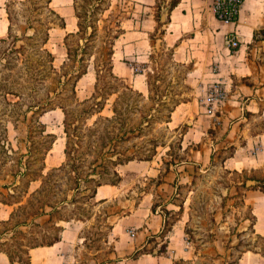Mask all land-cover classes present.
Masks as SVG:
<instances>
[{"label":"rangeland","instance_id":"1","mask_svg":"<svg viewBox=\"0 0 264 264\" xmlns=\"http://www.w3.org/2000/svg\"><path fill=\"white\" fill-rule=\"evenodd\" d=\"M146 1L150 0H110L109 7L104 12L96 10L93 13L97 30L94 36L81 39L82 33H79L70 38L74 47L88 42L85 57H88L90 52L100 55L101 48L106 51L110 48V34L115 32L117 20L122 16L125 32L114 43L113 69L125 80L112 78L107 71L105 72V76L99 80L98 92L100 93L102 88L118 91L107 95L103 110L93 114L89 111L95 107L91 106L88 111L81 110L83 104L76 103L70 89L71 84L60 89L61 92L55 97L54 102L59 103L61 100L70 103V116L73 120L71 127L74 128V140L78 144V150L75 151L74 161L66 160L64 112L61 107L47 111L42 120L47 123V130L56 133L57 138L46 154L44 184L42 178L34 179L28 191L25 182L28 178L37 176L40 171L39 166L42 164L40 157L44 152L46 137L38 131L33 132L32 137L29 136L28 123L31 122V112L26 118L24 110L30 103L32 88L45 96L47 88L52 87L46 84H53L56 72L41 75L46 77L45 80L34 81L23 74L24 69L22 72L18 70L22 61L19 60L18 63L17 60L16 68L14 65L16 60L12 59L10 63L5 64L6 60L3 59L4 64H0L3 73L0 72L3 83L0 86V221L3 219L8 221L5 224L0 222V231L6 226L9 227L8 234H13L14 229L11 227L18 220L30 219L31 215L28 212L37 208L40 199L45 196L52 201L64 198L65 201L59 205L61 209L55 215L84 221L77 241L69 245V248L60 247L68 253L64 264H117V259L113 257L111 235L114 223L123 213L134 211V207L140 205L139 203H142V207H147L152 201L154 208L163 210L165 219L163 232L160 231L159 238H149L147 249L157 251L160 246L163 248L167 243L165 235L169 233L168 229L176 223L177 231L181 234V242L187 246V251L181 249L174 257L176 264H237L238 257L244 249H264V237L256 235L251 225L244 230L241 229L246 218H249L248 221L254 220L252 208L245 200L247 187L256 182L249 177H264V165L261 164L251 170H231L224 166L223 161L232 153L235 144L231 142L232 139L221 137L225 125L218 126L220 120L218 116L224 113L222 102L217 98L220 96L218 90H222L218 86L229 84L226 75L229 70L239 66L237 62L242 57L264 61V42L259 41L264 38V0H244L236 19L226 22L218 21L214 17L213 0H184L183 2L187 4L179 5L173 13L176 19L175 14L180 11L181 6H187L186 15L181 20L178 19L183 22L182 27L178 24L170 25V28L177 29V34L180 28L185 29L179 40L180 46L176 55L171 52L174 46H164L157 37L154 41L145 34L146 29H142L149 27L147 14L154 12V15L157 14L163 22L171 0H157L156 7L153 8L145 7ZM0 3L2 8L0 37L8 35V28L3 30L5 23L7 27L11 23L13 35L24 32L33 34L37 31L38 39L33 40L27 48V53L33 58L38 57L40 40L48 23L51 20L58 22L49 29L50 38L46 46L54 53L53 65L60 70L67 56L64 36L69 31L77 30L74 0L50 2L51 6H55L65 18V27L59 25L61 20L50 13L46 5L47 0H0ZM7 3L11 20L8 18ZM191 4L192 8L203 6V10H191ZM206 9L211 13H206ZM252 28H255V38L258 40L249 44L246 31L251 32ZM90 31L92 27L88 28L86 34ZM226 33L227 37L223 35ZM233 35L239 42L235 47L231 46L228 49V37ZM173 38L174 36L169 34L168 41ZM8 43L9 40L0 41V52L8 47ZM223 49L226 50V55ZM134 50H142L141 53L153 50V60H147L149 64L147 70L151 72V92L147 75L145 73L136 75L133 71L135 68L143 67V57L133 59ZM220 53L226 56L225 59L220 57ZM215 56L220 59H215ZM43 67L44 65H39V68L43 69L42 74L46 72ZM213 70H220L222 77H226L228 82L220 81V76L211 74ZM213 78L215 80H212ZM96 80L95 69L90 64L88 72L77 82L76 97L80 100L90 97L96 90ZM10 81L14 84L9 85ZM125 81L133 89L142 91L144 95L140 96L126 89ZM12 89H16L19 95L13 93ZM124 91L126 94L119 97V103L122 107L127 104L133 106L130 122L137 124L142 114L147 115L151 111L155 117L144 122L142 131L126 141L119 142L118 149H128L141 157L151 158L134 159L130 165L117 166L125 177L124 188L113 199L102 202L89 195L90 188L95 185L97 179L116 178L113 168L104 159L106 155H103L116 141L108 143L113 134V125L101 116H112L114 101ZM182 97L183 99L174 105L176 100ZM103 99L102 96L98 97V100ZM88 104L87 102L85 106ZM169 106L174 109L170 120H167L170 114ZM209 108L212 112L206 110ZM209 113H212L216 121L212 124L215 127L207 130L204 135L201 128L197 133L191 131L184 139L186 129H189L199 115ZM194 136L200 138V141L192 147L184 148L183 145ZM156 141L162 144L154 151ZM213 141L220 143L217 150H213L211 160L197 163L192 156L193 149L199 147L206 149ZM34 142L37 144V148L33 149L37 160L31 163V172L23 176L24 160ZM64 161L66 165L61 167ZM75 165L77 167H74ZM106 165L109 167L108 171ZM56 166L57 168L48 174L49 170ZM95 166V171H92ZM90 171L93 175L85 179L86 173ZM78 172L84 179L76 178ZM243 181H246V184H243ZM40 188L42 189L39 191ZM16 200L20 201L8 203ZM47 209H51V206H47ZM48 218L49 215L39 217L37 219L39 225L32 222L23 225L22 228L27 230L26 234L17 233L12 243H18L24 248V244L29 240L43 243L50 241L57 229L51 222H45ZM45 223L48 225H44ZM74 225L76 222L67 223L68 228Z\"/></svg>","mask_w":264,"mask_h":264},{"label":"trees","instance_id":"2","mask_svg":"<svg viewBox=\"0 0 264 264\" xmlns=\"http://www.w3.org/2000/svg\"><path fill=\"white\" fill-rule=\"evenodd\" d=\"M110 0H74V9H75V15L77 17V30L75 31H69L65 34L64 36V42L67 48V56L65 61L63 62L61 69L58 70L55 68L53 65V60L55 58L54 53L52 50H50L47 46L46 43L48 42L50 38V32L49 29L54 26V24L58 23L53 20H51L44 32V35L42 36V39L40 40L39 44V52L37 58H33L30 53H27V48L28 46L33 43V40H37V31H35L33 34H28L27 32H24L20 35L15 34L13 35L11 33L12 26L11 23L9 24L8 27V35L7 37H0V41H8V47L2 49L0 52V64L3 63V59L6 60L5 64L8 62L10 63L12 59L16 60L14 65L17 68V60L19 63V60L22 61L23 63L19 65L18 70L22 72V69L25 70V75H27L29 78H32L34 81H40V80H45L46 77L41 76V75H46V74H51L52 71L56 72V75L53 76L52 83L53 84H46L47 86H52L51 88H47L46 95L40 94L36 89L32 88V91L30 92L31 99L30 103H28L27 107L24 110V114L27 118V115L29 112H31V122L28 123L29 127V136L32 137L33 132L38 131L39 134H42L43 136L46 137L45 139V146H44V152L41 155V161L42 164L39 166L40 171L37 174V176L28 178L26 180V187L27 191L30 186V183L34 179L42 178L43 179V184L46 180V174L43 173V170L45 168V158L47 152L53 147V143L55 142L57 135L54 132L48 131L47 130V123L42 120V116L49 110L55 109L57 107H61L63 112H64V119H63V125H64V131H65V146H64V153L66 156V160L74 159L75 157V151L78 150V144H76V141L74 140V128L71 127L72 119L70 116V109L69 105L70 103L61 101L59 103L54 102L55 97L59 95L61 92L60 89H63L67 87V85L71 84V91L76 99L77 104H83L82 106V111H88L90 110L91 106L95 107L92 108V111H89L90 114H93L95 112H100L103 110L105 106V99H107V95L115 93L118 91V89H109L108 88H102V91L99 93L98 92V83L99 80L105 76V72L107 71L109 75H111L112 78H122L118 76L114 72V43L115 40L125 31L123 24H122V16H120L117 20L115 32L110 34L111 36V41H110V48L106 51L104 48H101V53L100 55L95 54L93 52L89 53L88 57H85V54L88 52V42H85L83 45L78 44L76 47L73 46V42L70 41L71 37H74L80 34V38H88L89 36L92 37L96 33V26L94 24V18H93V13L96 10H100L104 12L108 7H109V2ZM51 0H47V7L50 11L51 14L54 16L58 17L61 22H59V25L64 26L65 25V18L53 7L51 6ZM180 2V0H171L169 3V10L167 13V16L163 20V22L160 21V17L155 14V19L157 21V26L154 31L149 33V36L151 39L154 41L155 38H159L164 46H168L166 40L164 39V33L166 32V27L164 26L168 21H170V13L171 10ZM7 12H8V18L11 20V13L9 9V3H7ZM238 14L235 15L233 19H236ZM99 20V18H97ZM92 27V31H90L89 34H86L88 32V28ZM9 36V38H8ZM23 40L22 42H20ZM88 41V40H87ZM36 43V42H34ZM172 54L174 53V48H171ZM153 50L150 51L149 53V61L153 60ZM11 56V57H10ZM31 57V58H30ZM93 57V58H92ZM93 59V60H92ZM49 64V66L47 65ZM90 64L93 65L95 72H96V90L92 93L90 97H87L83 100L78 99L76 97V85L79 79L88 72ZM39 65H44L46 72L42 74L43 69L39 68ZM143 67L141 69L135 68L136 72H142L145 73L148 77V86L149 92L152 91L151 88V72L147 70L148 67V61L143 62ZM43 67V68H44ZM49 67V68H48ZM135 67V66H134ZM0 72L2 73V70L0 69ZM3 74V73H2ZM2 74H0V86H2ZM125 80V79H124ZM126 82V81H125ZM14 84L13 81H10L9 85ZM188 86V85H187ZM126 89L129 91L135 92L139 94L140 96H143V92L140 90L133 89L130 84L127 82L125 83ZM106 91V93H105ZM10 92V90L8 91ZM12 92L15 94H18V91L16 89H12ZM105 94V95H104ZM126 92H122V94H119L114 101L113 104V111L114 113L112 116H101L110 121L113 125V134L110 136V141L108 142L109 144H112L113 141H116L113 143L107 150L104 151L103 155H106L104 159L110 164V166L113 168L114 174L116 175L115 179L112 180H101L97 179L95 185L90 188V196L94 197L96 194V190L99 185L104 184V183H111V184H117L121 180L122 176L120 171L118 170L117 166L127 163L131 160L134 159H150L151 157H141L138 153L136 152H130L128 149L126 150H120L118 149L119 142L126 141L128 140L132 135H136L140 131L143 130L144 127V122L145 121H150L154 119L155 114L151 111L148 112L147 115L142 114L141 115V120L135 124L133 122H130L131 116V111H134L133 106H129L127 104L126 106L122 107L121 104L119 103V97L125 95ZM19 95V94H18ZM102 96L104 97L103 101L98 100V97ZM150 97L155 98V96L150 95ZM185 98V97H184ZM177 99L176 103L174 105H177L181 100ZM89 103L88 105L85 106L86 103ZM56 103V104H54ZM169 108V115L167 120H170L171 112L174 109V107L170 106ZM16 121V120H13ZM72 128V129H71ZM35 129V130H34ZM75 141V142H74ZM33 143V142H32ZM162 143H157L155 142V147L154 151H156L157 146ZM106 145V144H104ZM37 148V144L34 142L33 146H30L29 151L27 153V158L24 160V167L25 170L22 171V175L25 176V174H29L31 172L30 166L31 163L37 160V156H34V151L33 149ZM26 155V154H22ZM31 155L33 156L31 158ZM102 155V156H103ZM109 155V156H108ZM74 161V160H73ZM21 162V160H20ZM68 162V161H67ZM102 163V162H101ZM107 163V164H108ZM66 163L61 164V167L65 166ZM107 171L109 170L108 165H106ZM74 167H77L76 165ZM57 168L53 167L49 170L48 174H51L53 170ZM95 168H92V171H95ZM93 172H88L86 173V178L89 179L90 175ZM79 179H84L83 175H78L77 177ZM251 180H255L256 182L251 184L247 188H253V189H261L264 190V177L262 176H250L249 177ZM94 179V178H92ZM248 179V180H250ZM80 183V182H79ZM243 184H246V181H243ZM43 188V187H42ZM40 188L39 191L42 189ZM20 200L16 201H11L8 203H14ZM65 201L64 198H61L56 201H52L48 196H45V198L40 199V203L37 208L34 210L28 212L29 215H31V218H27L25 220H18L11 228L14 229L13 234L9 235L8 233L10 232L8 230L9 227H6L0 231V251L6 252L7 255L9 256L10 260L12 262H20L23 264H30L31 263V254H30V249L35 246L39 245H50L54 244L55 242L59 241L62 238V231L64 230L65 226L63 221L70 220V218H64L61 216H56L55 214L59 212L60 208V203ZM47 206H51V209H47ZM155 209V208H154ZM11 214H14V211L11 212ZM44 215H49V218L45 222H51L52 224L55 225L54 228L57 229L52 235V238L50 241L43 243V242H37V241H31L29 240L27 243L24 244V248L20 247L18 243H12L14 240V237L17 235V233H20L22 235H25L27 230L25 228H22V226L29 225L31 222L33 224L39 225L40 222L37 220L39 217L44 216ZM8 219L6 220H1V223H7ZM62 221V222H61ZM44 225H48L45 223ZM43 225V226H44ZM169 228L168 230H170ZM163 232V231H162ZM153 237V236H151ZM264 237V236H261ZM160 253L166 251V245L162 248L160 246L159 250ZM264 254V249L262 250H256ZM143 252H153L152 250L147 249V246L143 247H137L135 251L131 254L132 256H138Z\"/></svg>","mask_w":264,"mask_h":264},{"label":"crops","instance_id":"3","mask_svg":"<svg viewBox=\"0 0 264 264\" xmlns=\"http://www.w3.org/2000/svg\"><path fill=\"white\" fill-rule=\"evenodd\" d=\"M183 1L184 0H180V2L171 10L170 21L165 24L166 32L164 33V39L168 46H174L173 54L175 55L178 51L177 48L180 46L179 40L184 35L185 29L180 28L179 33L177 34V29L170 28V25L178 24V26L182 27L183 22L179 20L186 15L187 6H181L180 11H177V14H175L176 19H174L173 13L177 10L179 5L187 4V2ZM53 2L54 0H51V3ZM156 2L157 0L146 1L147 5H145V7H156ZM54 8L59 11L55 6ZM1 9L2 8H0V10ZM190 9L195 11L196 9H199L202 11L203 6L200 8H192L191 4ZM205 12L211 13L208 9H206ZM212 13L218 21H225L218 18L213 11ZM147 16L149 27H142V29H146L145 34L150 38L149 33L155 30L157 21L154 12L153 14H147ZM262 22L263 21H261L260 24ZM65 26L66 25L62 27ZM3 28L4 31L7 30L8 27L6 23L3 25ZM169 34L174 36L173 40H170V42L168 41ZM246 34L249 44L258 40L255 38V28H252L251 32L246 31ZM223 35L227 37V33L226 35ZM259 41L264 42V38ZM228 47L229 46L227 45V48ZM140 51L134 50L132 54L133 59H136V57L137 59L143 57V62L149 60V53L151 50H146L144 53H141ZM223 53L226 55L227 52L225 49H223ZM220 57L225 59L226 56L220 53ZM215 59L219 60L220 58L215 56ZM237 63L239 66L229 70L228 75H226L230 81L229 84H222L224 86L220 84V86H218L223 91V96L220 98V101L224 108L223 115L218 116L220 119L218 121V126L225 125L221 137H228L232 139L231 142L235 144L232 153L225 157L223 161L225 164L224 166L231 170H251L256 169L261 166V164L264 165V61H255L244 56ZM133 71L136 75L144 74L142 72H136L135 69ZM208 73L210 74L211 72ZM211 74L214 76H220V81L228 82L226 77H222L223 74L220 70H213ZM212 80H215V78ZM206 110L212 112L210 108ZM202 115L204 116L199 115L193 124L189 126V129H186L184 139L191 131H196L197 133L198 129L201 128V133L204 135L207 130L215 127L212 125L213 123H216L212 117V113ZM258 123L260 125H258ZM253 125H255V127H253ZM246 129H249V131L247 132ZM199 141L200 138L194 136L188 140L183 147H192ZM219 143L220 141L217 143H214L213 141L212 145H207L206 149H204L202 145V148L199 147L193 149V159H195L197 163H206L207 161H210L213 157L214 151L217 150V145ZM133 161L134 160H131L121 165H130ZM140 161L144 162L149 160ZM121 176L122 178L117 184L104 183L99 185L94 197L97 200H102V202L116 197L121 189L124 188L125 177L122 174ZM245 200L252 208L251 211L254 220L248 221L249 218H246L245 221L247 222H242L241 229L244 230L251 225L256 235L264 236V190L253 188L246 189ZM139 204L140 205L137 207H134V211L120 215L112 227L113 257L117 259V264H176L174 257L179 254L181 249L182 251H187V246L181 242V234L177 231L176 223L172 225L169 233L165 235V241L167 242V249L165 252L160 253L158 250H153V252H143L138 256L131 255L137 247L147 246L150 242L149 238L151 236L160 237L159 233L160 231L162 232L165 219V216L162 213L163 210L160 211L157 208L154 209L152 201L147 207H142V203ZM72 221L76 222V225L68 228L67 223ZM63 223L65 228L62 231V238L59 241L54 244L39 245L30 249V264H64L66 262V257L68 256L67 250H63L60 247H68L77 241L80 237L79 232L84 221L82 219H73L64 221ZM0 264L23 263L17 261L12 262L6 252L0 251ZM237 264H264V254L254 249H244L238 257Z\"/></svg>","mask_w":264,"mask_h":264},{"label":"built area","instance_id":"4","mask_svg":"<svg viewBox=\"0 0 264 264\" xmlns=\"http://www.w3.org/2000/svg\"><path fill=\"white\" fill-rule=\"evenodd\" d=\"M244 0H213V12L214 14L225 21H233L236 14L239 13L240 7ZM239 40L236 38V36H229L228 37V46L235 47L238 44ZM219 88H217L218 90ZM216 90V88H215ZM218 95H220L217 98H221L223 96V91L218 90Z\"/></svg>","mask_w":264,"mask_h":264}]
</instances>
